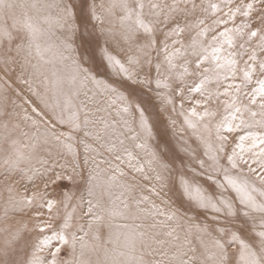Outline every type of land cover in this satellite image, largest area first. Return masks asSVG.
Segmentation results:
<instances>
[{
    "label": "bare ground",
    "instance_id": "obj_1",
    "mask_svg": "<svg viewBox=\"0 0 264 264\" xmlns=\"http://www.w3.org/2000/svg\"><path fill=\"white\" fill-rule=\"evenodd\" d=\"M46 1L48 3L55 2L56 8L59 1L65 4L64 0ZM215 1L184 0V3L181 1V5H173L179 6L177 9L181 10H175L181 13L179 16L177 15L178 18L184 16V18H188L189 22L186 23V27L180 25L173 27L168 26L167 23L169 20L170 24L174 23L178 18L176 17L174 20L173 16L178 12L170 13L169 3L166 0H136L134 2L130 0H89L92 12L97 14L95 20L97 36L103 43L99 53L104 55L110 66L118 68L121 61L131 60L134 58L133 55L140 54L143 57L150 54V50L155 53L161 47V52L155 53V62L159 63L161 60L169 59L174 72H186L189 65L184 62L183 58L187 52L186 47H191L190 42L196 41L195 33H201L202 36L197 37L198 45L201 43L200 45L204 50L209 51L213 60L219 58L220 61L221 56L222 59L224 58L221 50L223 46L220 43L223 39L230 37V31L227 28L222 29L220 36L213 39L203 36L205 33H208V36H212V33L216 34V30L210 27V25L217 24L221 16L218 14V6ZM226 3L225 5H227ZM9 6L11 8H8ZM246 7H243L241 11L246 13V9H248ZM6 9L14 10L11 16L5 15ZM234 9L236 10V8ZM158 10H160L159 13ZM52 11L54 20L51 26H45L42 20L46 18V7H42L41 4L35 3L34 0H0V56L3 55L11 59L15 71L19 70L22 75V79L18 81L21 88L19 93L10 91L5 81L0 84V103L8 102L12 106L10 109L0 107V118L30 121L29 126L23 132L12 129L9 131L10 134H18L19 139L16 142L11 145L0 142V176H2L0 190L11 194L16 200L23 201L34 196V193H40L45 188V183L43 182L44 185L41 183L42 177L46 179L53 173L48 167V162L55 159L65 167H72L75 159L70 164V161L65 159V153L73 151L76 147L81 152L79 156L84 165L83 173L86 179L88 178L85 180L86 186L78 191V205L84 203L83 199L87 201L82 208L75 206L68 212H72L77 219L78 241L76 248L85 246V248H81L83 260L98 259L97 264H127L128 259H131L129 257L132 256L131 252L134 255L147 252L143 264H177L172 260L170 254L169 258L157 254L167 250L166 244L158 243V240L164 239L165 241L169 240V243L174 241L183 257L192 254L194 261L189 263L187 261L184 264H208L202 259L211 255H216V258L210 264H227L232 253L224 246L219 245L214 240V236L209 235L206 228L192 227L193 229L187 232V236H184L185 230L179 228L174 219L169 218L170 211H167L165 207L166 202L164 203V200L158 197L164 194L162 192L165 189L160 186L163 180L160 178L162 174L152 167L154 157L149 152L147 144L139 139L136 133V129H140V132L143 129L140 126L135 129L123 99L113 100L115 92L106 89L107 87L102 83L85 78L87 70L78 62L77 51L72 47L71 42L67 41L68 30H62L58 26L64 16L56 9ZM232 13L231 9L229 14ZM238 13L240 15V11ZM151 14L155 17L156 22L159 21L158 26L162 34L168 35L169 39L175 42V51L169 52L164 48V43L161 42L163 35L157 36V39L159 37L162 40L155 47L150 45L149 39L140 40L139 45L135 43V39L133 41L135 44L128 42L130 38L133 39L138 34L144 33L151 37L152 33L145 27L146 24H133L134 20H139L142 17L150 19ZM248 26L249 30L256 27L255 23H248ZM155 28L157 27L155 26ZM160 30L159 32H161ZM190 30L192 32L189 36L187 32L190 33ZM185 35L188 38L186 46H178L180 42L187 39L183 37ZM236 35L232 39L235 44H240L242 35ZM32 36L41 38V51L38 53L39 56L49 57L48 59H39L28 53V49L24 47L27 46L26 42H22V45L19 46L9 43L18 37L29 38ZM234 43L230 44L231 48H228L230 46L224 43V53L228 51H225L226 49H233L234 53L238 48ZM193 47L195 50L196 47ZM190 51L188 54L191 53ZM228 55L230 54L228 53ZM233 56L235 59L232 62L222 66L223 68L216 67L213 69V75L210 76V81L220 82V87L212 93L213 97L218 99L216 104L212 107L204 105L200 109H191L188 112L192 114L193 119H196L202 137L216 135L220 138L217 142L219 147L215 149L219 153L221 152V158L218 159L230 164H235L237 158L244 161L247 159L242 163L249 162L254 166L261 167L264 166V115L257 111L264 108V43H259L256 50L247 47L242 51L241 56L239 54L238 59H236L237 54ZM197 58L201 60L203 57L200 55ZM231 58H229L230 61ZM142 60L138 66L143 67ZM82 61H85L84 58ZM135 63H137L136 60ZM194 63L190 64L191 68ZM214 63V65L218 64L217 61ZM220 64L222 65V63ZM144 66L146 70L148 67L146 59ZM252 69L259 72L258 77L250 78L247 73ZM153 70L158 71V69ZM239 73L244 78L248 77L249 81L246 79L248 84H242L240 90L239 88L232 90V94H227L228 99L221 98V94L231 88V85L237 86L239 77L235 74ZM155 75L152 73L150 81H156ZM140 81L145 83L141 79ZM34 83L40 85V89L27 91ZM25 99H31V102L21 104ZM98 100L101 103H97ZM72 110L77 112L76 115H73L74 118L67 117L65 119L58 116L61 115L60 112L69 114ZM211 110L215 112L220 110L221 115L217 116V121L214 124L217 132L208 128L206 120L202 119V122L199 120L205 113L211 114ZM211 115L213 116V114ZM189 121L194 124V121L188 117L184 122L188 124ZM60 122L66 129L77 130L79 139L75 141L72 138H62L58 130ZM50 123H54V125ZM244 123L254 125L255 132L243 133L240 127ZM1 132L2 130H0V135ZM25 133L28 135L24 137ZM225 133L236 135V141L233 142L236 145L235 150H224L225 146L229 144ZM44 138L53 139L54 146L48 150H36L27 155H16L12 152V149L15 152L17 150L29 152L35 147H39ZM209 146L205 144V141L204 143L199 141L197 148L201 147L203 154L210 157L211 160H216L217 154L211 152ZM86 153L89 156L83 158ZM35 163L38 165L36 166ZM185 193L187 194V192ZM54 198L51 197V200ZM193 199L196 207L201 205L200 207L204 208L201 200L194 197ZM40 202L39 197H35V203L39 204ZM9 210H14L13 216ZM24 210L26 211L27 207L23 208L13 202L10 208L1 207L0 213L9 224L25 225L23 218L20 222L15 219L17 215L25 216L24 213L21 214ZM98 210L102 212H98ZM85 211H90L86 220L83 219L84 215L82 214ZM100 231L103 233L99 234ZM191 235L192 237H190ZM178 236L179 238H177ZM137 238L144 241V246L141 249L133 246L134 239ZM113 241L119 242L120 247L113 245L111 243ZM100 244L106 245V247L100 246ZM116 248H119L118 252L114 251ZM173 249L169 245V252ZM76 254L78 255L77 252ZM115 256L120 261H111L114 260L111 258ZM129 264H139V262L136 259L135 262Z\"/></svg>",
    "mask_w": 264,
    "mask_h": 264
},
{
    "label": "rangeland",
    "instance_id": "obj_2",
    "mask_svg": "<svg viewBox=\"0 0 264 264\" xmlns=\"http://www.w3.org/2000/svg\"><path fill=\"white\" fill-rule=\"evenodd\" d=\"M34 1L37 4H41L42 7H46V18L42 20L45 26H51L54 20L53 9H56L58 13L64 16L63 21L58 26L62 30H68L67 41L71 42L72 47L77 51L78 62L87 70L85 78L102 83L107 87L106 89L113 93L115 92L112 97L113 100L123 99L135 129L139 126L143 129L142 132H140V129H136V133L139 139L147 144L149 152L154 157L152 167L159 174H162V176L160 175L161 180L163 178L161 185H159L165 188L162 192L164 194L161 197L157 196L162 198L164 203H167H165V207L167 211H170L168 214L169 218L174 219L179 228L181 227L185 230L184 236H187V232L193 229L192 227H204L208 230L209 235L214 236V240L219 245L224 246L232 253L227 264H264V166H254L249 162L242 163L246 162L247 159L244 161L237 158L236 162H234L235 164L218 159L221 158V152L219 153L215 149L219 147L217 142L220 138L216 135L214 137H202L196 119H193L192 114L188 112L191 109H200L204 105L212 107L216 104L218 99H215L212 93L220 87V82L209 80L210 76L213 75V69H216V67L223 68L226 64L232 62L235 59L233 55L237 54L236 59H238L237 57H240L242 51L247 47L256 50L259 43H264V0H216L218 14L222 16H220L217 24L210 25L211 28L216 30V34L212 33V36H208V33H205L203 36L204 38L213 39L218 35L220 36L222 29L225 30L227 28L230 31V37L223 39L220 43L223 46L221 48L222 55L224 54V58L222 59L221 56L220 61L224 63L220 62L219 58L213 60V57L209 55V51L204 50L200 45L201 43H199L200 46L198 45L197 37L202 35L201 33H195L196 41L190 42L192 48L186 47L187 52L183 57L184 62L187 65L189 64L186 72H174L169 59H166L167 61L161 60L159 63L155 62V53L161 52V47L155 53L150 50V54L143 57L140 54L133 55V59L121 61L120 65H117L118 68H113L107 63L104 55L101 52L99 53L103 43L97 36L98 30L95 22L97 14L94 11L92 12L89 0H64L65 4L59 1L58 3L56 2L57 8L54 6L55 2L48 3L46 0ZM130 1L134 2L136 0ZM166 1L169 3L170 13L175 10L181 11L177 9L179 6L173 5H178L181 1L184 3V0ZM243 7L248 8L246 13L241 11ZM8 8L11 7L9 6ZM231 9L233 13L229 14ZM4 12L9 17L14 10L6 9ZM157 12L159 13L160 10ZM179 14L181 13L174 14V20L176 17L178 18ZM151 15L150 19L147 18L149 21L142 17L139 20H134L133 23L136 25L146 24L145 27L152 33L151 37L144 33L138 34L133 39L130 38L128 42L134 43L135 39V43L139 45L141 41L149 39L150 45L155 47L163 39L161 42L164 43V48L168 49L169 52L175 51V42H172L168 35L162 34L158 26L159 21L157 20L156 22L153 14ZM170 23L171 21L169 20L168 26L180 25L186 27V23L189 22L188 18L183 16V18L179 17L176 19L174 23ZM248 23H255L256 27L249 30L247 29L249 28ZM189 32H187V35L191 34L192 30ZM236 34L242 35L240 44H235L232 39V37L235 38L237 36ZM187 35L183 37L187 38ZM157 36L162 39H159V37L157 39ZM183 41L178 46H186L188 38ZM5 42L8 43L7 41ZM22 42H26L27 46L24 47L28 49L27 52L32 56L39 59L49 58L39 56L38 51H41L40 46L42 45L40 37H18L12 43H9L10 45L17 44L19 46L22 45ZM161 42L160 44H162ZM224 43L227 46L234 43L238 47L235 49L237 53L235 54V51L233 53V49H224L225 51L228 50L227 52L231 56L227 52L224 53ZM193 46L196 47L195 50L197 52ZM231 46L228 48H231ZM189 50H191L192 54H188ZM200 55L203 58L198 60L197 57ZM80 57L84 58L85 61H82ZM229 58H231V61ZM145 59L148 62L146 70L144 66ZM135 60L137 63H135ZM140 60L143 61V67L138 66ZM214 61L220 62L222 65L220 63L214 65L216 63ZM194 62L197 63L195 64ZM193 63L194 66L191 68L190 64L193 65ZM152 67L153 69H158V71H154ZM152 73L156 74V81H150ZM258 73L252 69L247 74L251 78L253 76L258 77ZM235 75L239 77L237 86L231 85V88L221 94V98L228 99L229 96L227 94H232V90L235 88L240 90L242 84H246L249 81L248 77L244 78L240 73ZM20 79H22L21 72L17 69L15 71L13 61L1 55L0 84L5 81L10 91L19 93L21 88L18 81ZM140 79L145 83L140 81ZM33 89H40V85L34 83L27 91ZM30 102L31 99H25L21 104L24 105ZM97 103H101V101L98 100ZM10 104L8 102L0 103V107L10 109L12 108ZM258 112L264 115V108H260ZM60 114L58 116L67 119V117L74 118L73 115H76L77 112L72 110L69 114L62 112ZM211 114L205 113L199 120H201L200 122H202V119L206 120L208 128L216 131L214 124L217 121V116L221 115L220 110L217 112L211 110ZM186 117L191 118L195 125L191 121L188 124L185 123ZM212 117L214 118L212 119ZM29 123L30 121L27 120L0 118V130H2L0 142L6 145L16 142L19 139L18 134H10L9 131L12 129L13 131L23 132L24 129H27L26 127L29 126ZM50 124L54 125V123ZM61 124L62 122H60L58 130L62 138H72L75 141L79 139L77 130L66 129ZM240 130L243 133L255 132L254 125L250 123H244ZM27 135L25 133L23 136ZM225 136L229 139L227 141L229 144L225 146L224 150H235L236 145L233 142L234 140L236 141V135L225 133ZM199 141H202V143L205 141V144L210 145V151L217 154L216 160H211L210 157L203 154L201 147L197 148ZM54 144L53 139L44 138L39 147H35L36 149L34 148L29 152H24L23 150L15 152L12 149V152L16 155H27L34 153L36 150H48ZM80 153L76 147H74L73 151L65 153V159L69 160L70 164L75 159L73 166L71 165L72 167H65L64 164H59L55 159L50 160L48 167L53 173L46 178L47 180L42 177L43 181L41 183L43 185L45 183V188L40 193H34V196L24 199V201L21 199L16 200L11 194L0 190V208H10L13 202L23 208L27 207L26 211L21 212L25 216L20 214L21 216L17 215L15 218L18 222L22 221L23 218L25 225H20L19 223L9 224L3 214L0 213V264H97L96 261L98 259L94 260L92 258L94 261L82 259L84 257L81 255L83 251L81 248H85V246L79 247V249L76 248L78 241L76 235L78 228L77 219L72 212H68L69 209H73L75 206L82 208L87 201L83 199L84 203L78 205V191L86 186L85 180L88 179L83 173L84 165L79 156ZM86 156H89V154H84L83 158ZM35 165L37 166L38 163H35ZM1 179L2 176H0V181ZM50 196L52 198L55 197L54 200H51ZM35 197H39L40 203L43 204L35 203ZM193 197L201 200L204 208L200 207L201 205L196 207ZM9 211L12 213L14 210ZM98 212L102 211L98 210ZM89 213L90 211L82 212L84 215L83 219L86 220ZM100 233L102 234L103 231H100ZM111 243L116 247L121 245L116 241ZM158 243L160 245L166 244L167 247V250L157 253L161 257L167 256L169 258L170 254L172 260L177 264L194 261L192 254H187L186 257H183L182 252L177 248V244L174 241L169 243V240L160 239ZM169 245L174 248L170 252ZM100 246L106 247V245L101 244ZM133 246L141 249L144 246V241L139 238L134 239ZM118 250L119 248L114 249L115 252H118ZM126 252L128 253V250ZM131 254L132 256H129L131 259H128L127 264L135 262L136 259L139 264L145 263L144 258H146L148 253H137L134 255L131 252ZM215 258L216 255H211L204 257L202 260L210 264ZM111 259H114L111 260L114 262L120 261L117 256Z\"/></svg>",
    "mask_w": 264,
    "mask_h": 264
}]
</instances>
